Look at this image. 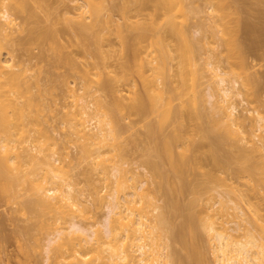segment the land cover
<instances>
[{
    "label": "rangeland",
    "instance_id": "obj_1",
    "mask_svg": "<svg viewBox=\"0 0 264 264\" xmlns=\"http://www.w3.org/2000/svg\"><path fill=\"white\" fill-rule=\"evenodd\" d=\"M79 1L5 0L17 25L10 35H0V59L11 63L15 71L25 70L22 77L30 91L19 95V100L20 103L33 100L30 115L37 119L28 121L30 137L22 145L30 146L38 141L58 153L62 164L58 161L56 165L61 168L66 180L74 185L84 211L71 218L32 204L35 197L28 191L30 183L21 181L13 170L14 187L9 191L0 189V264H71L73 259L67 253H64L65 258L59 259V263L56 262L53 253L47 252L49 240L57 228L71 227L73 221L82 226L103 222L107 209L102 198L116 190L118 182H112L114 178L110 182L101 178L106 170L110 171L117 164L129 172V175L126 172L124 177H118L120 185L129 186L130 175H143L141 179L148 181L143 201L136 207H144L152 225L158 224L160 216L165 219H162L163 226L161 224L156 229L158 236L154 234V237L157 236L156 241L160 240L158 243L168 244L165 252L172 255L176 264H214L212 245L200 220L204 205L210 207L214 218L236 235L233 228L245 216L240 209L221 211L220 208L222 202L232 206L233 200L243 197L240 207L246 214L249 213L246 216L251 214L259 218H255L259 224H255L257 221L254 225L247 222L246 226L264 240V151H254L253 145L249 144L246 146L248 156L244 160L241 158L244 153L239 155L244 144L236 138L220 140L210 117L212 99L207 71L208 62L213 60L230 78L239 81L246 101L239 104L237 115L246 114V108H250L252 117H264V0H223L230 8L226 19L230 32L228 28L227 31L231 34L227 32L224 38L220 37L223 32L219 34L221 29L224 30V24H221L222 28L218 24L219 29L214 27L216 32L211 28L219 17L214 9L219 0H176L174 8L171 11L167 9L170 11L168 14L163 7L156 10L158 8L152 1L146 6L142 2V6L139 0V4L133 0H104L105 5L98 12L100 17H94L98 22L93 18L96 25L93 23L92 29L88 26L86 31V28L81 30L80 21L72 17L75 7L82 4ZM212 1H216L215 5ZM106 19L112 22H107L108 25ZM169 19L174 22V29L171 23L168 24ZM150 27L152 30H149ZM139 28H148V32L154 35L150 32L148 37L151 36L153 42L154 37L159 43L155 40L150 44L148 41L151 39L148 38L142 50H133L137 48ZM45 29H50L52 34L44 35ZM226 36L238 43L240 49L236 55L241 51V56L236 58V52L231 50L233 44L228 41L231 44L229 49L228 42L223 40ZM148 54L152 60L156 58L154 64L159 66L154 73L145 64ZM141 64L144 71L140 72ZM199 68L201 72H198ZM158 69L163 72L160 75L162 85L168 87L167 92V87L163 85L167 97L172 96V111L176 110V114L163 121L164 124L160 123L163 113L157 112L164 111L167 105L163 107V104L169 101L165 99L158 103V108L155 107L157 104L154 106L158 110L152 109L147 98L153 90L146 97L145 88L148 86H144V83L161 85L157 80ZM193 69H197L199 75L196 73L194 76ZM190 85L195 87L193 91ZM87 88L92 94L87 99L94 104L90 112H98L100 108L101 114L106 112L111 119L114 117L111 122L114 120L115 123L111 125L119 131L116 143L107 145L111 150L106 146L108 151L106 147L103 151L107 153L102 152V160L97 159L101 160L98 168L94 166L84 143L72 135L65 111L66 106L72 104V90L86 93ZM148 89L151 90V87ZM177 91L181 93L179 97L175 94ZM247 128L251 130L250 126ZM260 134H264V130L258 131L256 141H259ZM172 137L174 155L187 158L182 174L176 172L168 152L164 151L163 142ZM214 150L219 161L214 160ZM24 168L29 171L36 168L39 175L44 174L34 162ZM101 169L105 171L102 173ZM196 198L199 203L189 208ZM155 207H158V213L154 212ZM193 212L198 216L200 213L193 227L195 238L187 234L190 224L186 219ZM193 246L199 253L196 254V260L200 258L196 261L198 263H192L190 258L192 251L190 254L189 249ZM99 249L103 257H108L107 252ZM86 253L90 257L83 260V264L88 260L98 264L97 260L94 261L96 247L82 249L81 255Z\"/></svg>",
    "mask_w": 264,
    "mask_h": 264
},
{
    "label": "bare ground",
    "instance_id": "obj_2",
    "mask_svg": "<svg viewBox=\"0 0 264 264\" xmlns=\"http://www.w3.org/2000/svg\"><path fill=\"white\" fill-rule=\"evenodd\" d=\"M81 1L82 4L78 3L79 5L77 4L78 6L75 7V11L73 10L74 15H72V17L77 18V22L80 21L79 25H81V30H84L86 28L84 30L86 31L89 29V27L90 29H92V25H96L94 21L97 17H94L100 15V13H98L99 8L102 11V7H104L105 2L104 0ZM133 1L138 2V0ZM139 1L141 2V5L143 2L144 6H146L149 1V3H151L152 1V3H155V7L158 8L156 10H162L163 7V11L166 10L167 12H164L168 14V12L171 11V8L175 6L176 0ZM78 2L80 1L78 0ZM140 2H138L137 4H139ZM215 2L216 1H212L211 3L214 4ZM219 2V4H217L218 1L215 3L216 5H218L217 7L214 4V9H216L215 11H218L217 13L219 14V17H221V20H219V17L218 20L216 18L215 22H211L213 24H211V28H213V30L215 31L214 27H217L219 26L218 24H220L219 27L222 28L221 24H224L223 29L225 30V32L221 29V32L219 33L221 34L223 32V36L220 35V37L224 38V34H227L228 31L230 32V29L227 25L228 19H226L229 16L228 13L230 12V8H227L229 6L228 4V6H225L226 2H224V4L223 0H219ZM0 3V35L8 36L13 32L14 27L17 24L15 22V18L12 15L8 3H6L5 0L3 2L0 1ZM209 7L212 6L209 5ZM167 9H170V11H168ZM224 9H226V12H224ZM193 11L194 10H192V12ZM93 18L94 21H92ZM70 19L72 18L70 17ZM224 19L226 20L224 21ZM222 20L226 24L224 22H221ZM110 21L112 22V20L106 19L105 22L109 23ZM171 21L172 20L169 19L168 24L171 23ZM172 23L170 26H172V28L174 29V22ZM146 29L145 31L144 29L139 28L140 32L136 36L137 38L135 37L138 43L136 45L137 48L134 47L133 50H142L144 48L143 43L147 42L148 38L151 39V42H148L152 44L153 41L152 38H150L151 36L148 37L151 31L148 32V28ZM149 30H152L151 27L149 28ZM43 32L44 35L52 34V31H50V29H47V31L45 29ZM150 34L153 35L152 32ZM213 34L215 36L214 32ZM216 35H218V30ZM229 35L231 34L229 33ZM205 38L209 39V37ZM225 38L227 39L228 36H226ZM226 39H223L225 40V43L229 41L233 44L231 50L232 52L235 51L236 53H234V55H236L238 53V49H240L238 48V43H235V40L231 37V40L228 38L229 40L227 39L226 41ZM153 40V43H155L156 41L157 43H159L158 40H156L154 37ZM233 40L235 44L232 42ZM229 42L227 44L230 49L231 44ZM139 46H142V48ZM240 53L241 51L239 52V54ZM239 54L238 56L242 55ZM148 55V59H145V64L149 65V69H151V71L153 72L157 67V64H154V60L156 61V58L153 57L155 59L152 60V57L150 58V54ZM238 56L236 55V58ZM213 57L215 58V56ZM142 65L143 64L139 65V70L141 69L140 72L144 71V67H142ZM13 67L14 66L11 63L4 62L0 59V189L2 191H9L14 187L16 180L11 176V172L15 170L17 177L21 181H27L30 183L28 191L31 193V195H34L35 197V199L32 201V204L37 205L45 210L53 212L55 211L58 214H61L62 216H71V218H76L79 216L80 213L84 211L83 203L78 198L74 185L68 180H66L63 172L61 171V168L56 165L58 161L61 163L60 157H58V153L50 148H46L43 143L38 141L35 144H30V146L22 145L29 141L28 138L30 137V129L28 127V121H35L37 119L30 115L33 100L27 99L24 103H20L19 100V95H26L30 91V87L26 84V80H24L25 78L23 79V77L25 76V70L21 68L18 71H15ZM157 68H159V66ZM203 69L204 68H202V70ZM199 71L201 72V68H199L198 72ZM207 71L209 73V87L211 89L210 98L212 99L211 109H209V111L211 112L210 114L212 115H210V117L213 127L218 130L216 132L219 134L218 136L220 137V140L225 141L226 139L236 138L238 141L244 144L245 146H242L241 151L239 153L240 156L244 153V156H241V158L244 160H246L245 157L248 156L246 154V146H248L249 144L253 145L252 150L254 151H264V134H260L261 136H258L259 139L257 140L259 141H256L255 139L257 138L258 131L264 130V117L261 115L252 117L250 115L252 113V110H250V108H246V114L242 113V115H237V112L240 109L238 107L239 104H244L246 101L244 98L245 96L243 95L244 93L240 90L239 81L236 78H230L228 76V73L226 71H223L220 64L215 63V61L213 60L208 62ZM198 72L196 69L192 72V74L194 73L195 76V74ZM162 73V70L158 69L157 76L159 77L157 78V80L158 82H161V85L162 79L160 80V75ZM180 74L181 76L183 75V73ZM144 84H146L144 85L146 87H151V90H149L148 87L145 88L147 89V91L145 90V92H147L146 97L148 92L150 93V91L153 90L147 98L148 101H150V107L153 106L152 109H154V106L156 104L157 105L155 107L158 108V103L162 102L163 100L165 101V99L166 102L169 101V109L168 104L165 103V105L163 104V107L167 105L163 108L165 112L156 111L157 114L161 112L163 113V116L161 115L162 122L160 123L164 124L165 120L167 121L168 118L170 119L174 115L173 113L176 114V110L173 109L175 111L173 112L171 108L172 101L170 98L172 96L170 95L169 98L167 97L166 94L168 93H165L166 88L164 90V84V86L162 85L163 87L159 85L160 83ZM192 85H190V89L193 91V88L195 87H193ZM88 89L89 88H87V92H89L90 90ZM87 92L78 93L76 92V90H72V104L70 103L71 105L69 104L68 106H66L67 108L65 111L66 116L69 119L68 122L71 127L72 135H75L78 141H82L84 143V145L86 146L85 149H87L88 152L91 153L90 157L91 160H93L94 166L98 168V165L102 160L101 157L102 155H104L103 153H107L106 151H103V149L107 145L112 146L116 143V140H118L119 138V131H116L117 128L115 125H111L115 123V119L111 114L110 115L113 117L112 119H114L112 122V119L109 117L108 114H106V112L104 113V115L101 114L102 112H100V108H98V112H90L94 104L91 102L92 100L90 101V99H87L88 96H90L91 94L90 92ZM179 92L180 91H177V93H175L178 97L181 95V93L179 94ZM152 95H155L154 98L152 97ZM163 95H165L167 98L165 96L163 97ZM157 97L158 99L160 97V100H158ZM149 98H151L152 100H149ZM157 108H155L154 110H158ZM106 115L107 117H105ZM106 118H110V120ZM248 126H250L251 130L247 128ZM45 133L47 134V131H45ZM173 140L174 138L172 137L171 139H167L165 143L163 142L164 151L166 153L168 152L167 154H169L170 158L167 156V154L166 156L171 160L170 162L176 172L182 174L185 169L184 167L186 166L187 158L185 159L184 156H178L175 154L176 157H179L178 159H175L176 157L174 155L175 151L173 146ZM16 141L19 142V144H15ZM107 147L109 148V146ZM113 150H115V148ZM215 151L216 150L213 151L214 160L219 161L220 159L215 154ZM88 152L87 154H89ZM92 154H94V156H92ZM98 158L101 160H97ZM33 162L38 164L39 168L44 171V174L42 176L39 175L38 172H36L38 170H35L36 168H33L30 171L25 170L26 168H24V166L28 163ZM152 167L154 166L152 165ZM109 170L110 171L106 170L107 172L105 171V169V172L102 170V173H104L101 180L110 182L111 179L113 180L114 178L115 180L112 182H118V188H116V190L114 189L113 191H111V193H108L107 196L102 198V201L105 203L107 209L103 222L100 224L93 223L88 226H82L73 221L71 227L57 228L55 230V233H53V237L49 240L47 252L49 254L52 252L53 258H55L56 262L58 263L60 262L59 259L65 258L64 253H67L69 255V258L73 259V261H71V264H83V260L88 259L90 255L87 253L81 255L82 249L94 246L96 247L97 251V255L95 256L96 259H94V261L97 260L98 264H176L172 255L168 252H165L168 244L163 243L162 245V242H157L160 240L157 239L156 241L155 239L158 236L157 234H155L156 229L160 228L161 224L163 226L162 221L165 219L161 218L160 216L161 219L159 218L160 221L158 219V224L152 225L150 218L144 212V207H136L137 204L140 205L143 201L142 195L148 189V181L146 179H141V177L143 176L142 174L141 177H135L134 175H130L131 182H129V186L128 184L127 186H123L120 185L118 177H124L123 175L126 172V174L129 175V172L126 169H123V166L121 164L114 165ZM128 178L129 177L127 176V179ZM242 198L240 200L237 199L238 201L235 199L237 202L232 199L233 201H230L231 203H233L232 206L226 205L227 202H222V207L220 208L221 211L228 210L230 208L234 210L237 209V211H239L238 209H240V212H242L241 214L245 216L241 218V221L243 222L238 221V226L236 228H233V230L237 232L236 235L232 232H229V228L225 227L223 223L219 222L216 218H214L213 214L210 212V207L204 205L202 209V215L200 216V213H198L200 216V220L203 224L204 231L207 235V239L212 245L214 264H264V240L258 238V236L252 231V229L246 226L247 222L249 224L251 223L252 225H254V221H257V223L255 222V224H259V218H256L254 215L253 218L251 214L250 215L252 218L250 217V215L249 217H247V214L249 213L246 214L243 208L240 207V203L243 201ZM198 203V199L196 198L190 203L188 207L193 208ZM157 211L158 207H155L154 212L158 213ZM237 215L238 212L236 216ZM199 216L197 215V213L193 212L186 219L190 224V229L187 231V234L192 238H195L196 235L195 229H193V227L195 226L197 217ZM255 218L258 220H256ZM154 234L157 236L154 237ZM99 248H102L104 252H107L108 257H103ZM190 248V254L192 251L190 258H192L191 261L193 260L192 263H195L200 259L198 257V260H196V254L199 255V253L197 252L198 250L194 246ZM79 256H81L82 259ZM49 258H51V255L49 256ZM85 263L92 264V261L88 260Z\"/></svg>",
    "mask_w": 264,
    "mask_h": 264
}]
</instances>
